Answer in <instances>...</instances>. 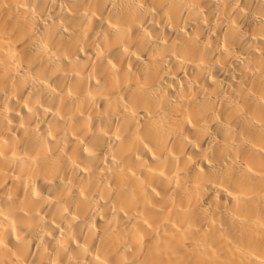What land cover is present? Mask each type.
<instances>
[{
    "label": "bare ground",
    "instance_id": "obj_1",
    "mask_svg": "<svg viewBox=\"0 0 264 264\" xmlns=\"http://www.w3.org/2000/svg\"><path fill=\"white\" fill-rule=\"evenodd\" d=\"M0 264H264V0H0Z\"/></svg>",
    "mask_w": 264,
    "mask_h": 264
}]
</instances>
